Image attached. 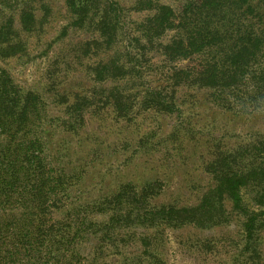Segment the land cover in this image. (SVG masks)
Here are the masks:
<instances>
[{"label": "rangeland", "instance_id": "obj_1", "mask_svg": "<svg viewBox=\"0 0 264 264\" xmlns=\"http://www.w3.org/2000/svg\"><path fill=\"white\" fill-rule=\"evenodd\" d=\"M136 1L83 0L76 15L67 0H0V24L13 19L18 50L0 67L38 101L48 156L74 177L75 201L95 222L83 264H264V110L221 106L212 89L186 85L174 88L170 111L131 100L161 81L130 77L135 52L145 65L149 55L166 59L144 38V19L160 5L180 14L191 0H151V9ZM112 3L121 24L107 44L98 21ZM21 14L34 15L30 30ZM117 96L130 102L121 113L110 103ZM228 178L231 190L220 184Z\"/></svg>", "mask_w": 264, "mask_h": 264}, {"label": "trees", "instance_id": "obj_2", "mask_svg": "<svg viewBox=\"0 0 264 264\" xmlns=\"http://www.w3.org/2000/svg\"><path fill=\"white\" fill-rule=\"evenodd\" d=\"M82 1L67 0L71 12H83ZM152 6L147 0L145 7ZM116 7L112 3L102 9L98 21L107 44L121 24L122 13ZM155 7L142 30L167 61L157 64L149 55L151 63L145 65L135 52L130 77L141 81L159 75L161 81H154V88L147 84L146 92L132 95L131 100L140 96L144 107L170 111L176 107L174 88L186 85L212 89L221 106L250 104L264 110V0H191L180 14L166 5ZM34 20L32 14H21L19 21L27 31ZM175 28L178 32L168 43L160 41L165 31ZM15 34L12 18L0 24V57L18 53L12 46ZM181 59H189V64H171ZM122 65L117 61L112 67L119 71ZM105 68L100 64L97 73ZM123 99L110 101L118 113L130 104ZM45 118L36 98L24 94L0 67V264H83L84 238L97 233L95 222L86 217L87 208L75 201L74 177L56 169L48 156L42 137ZM230 179L220 184L235 188ZM56 210L63 218L54 217Z\"/></svg>", "mask_w": 264, "mask_h": 264}]
</instances>
